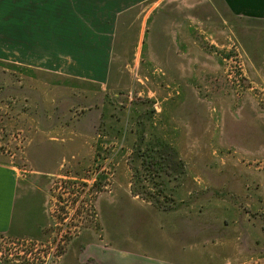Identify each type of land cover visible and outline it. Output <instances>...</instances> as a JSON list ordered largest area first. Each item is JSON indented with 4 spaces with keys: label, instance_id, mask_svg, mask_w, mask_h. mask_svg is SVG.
<instances>
[{
    "label": "rangeland",
    "instance_id": "374dc122",
    "mask_svg": "<svg viewBox=\"0 0 264 264\" xmlns=\"http://www.w3.org/2000/svg\"><path fill=\"white\" fill-rule=\"evenodd\" d=\"M23 8L0 0V161L28 175L42 148L67 146L45 165V238L0 235L3 264H99V249L163 246L264 264V20L216 0L146 1L106 52L100 90L25 64L63 59L20 51Z\"/></svg>",
    "mask_w": 264,
    "mask_h": 264
},
{
    "label": "crops",
    "instance_id": "0c3cea01",
    "mask_svg": "<svg viewBox=\"0 0 264 264\" xmlns=\"http://www.w3.org/2000/svg\"><path fill=\"white\" fill-rule=\"evenodd\" d=\"M146 1L149 0H20V7H27L20 9L18 15L20 51L59 52L58 58L63 59L58 65L53 61L54 57H50L51 60L44 57L30 59V63L25 64L88 86L99 85L98 88L104 90L110 78L106 52L115 49V36L123 20ZM216 1L225 4L232 18L264 20V0ZM85 50L91 52L88 61L84 62L81 56L74 57L73 53H85ZM50 143L48 146L54 148ZM64 144L60 142L56 147L62 155L46 153L42 148L41 165L36 163L34 172L28 175H21L16 167L0 161V235L15 240L45 238L49 223L46 208L48 173L54 169L52 166L45 168V165H55L57 158L65 159L67 145ZM161 249L169 250L157 248L158 251L151 254L144 251L127 254L118 250L105 253L99 249L93 257L99 264H227L222 252L203 259L199 253L188 256L175 247L163 246ZM0 264H3L1 260Z\"/></svg>",
    "mask_w": 264,
    "mask_h": 264
},
{
    "label": "trees",
    "instance_id": "16d2710c",
    "mask_svg": "<svg viewBox=\"0 0 264 264\" xmlns=\"http://www.w3.org/2000/svg\"><path fill=\"white\" fill-rule=\"evenodd\" d=\"M158 201H154V204L157 205Z\"/></svg>",
    "mask_w": 264,
    "mask_h": 264
}]
</instances>
